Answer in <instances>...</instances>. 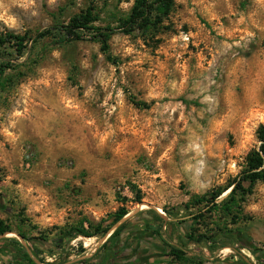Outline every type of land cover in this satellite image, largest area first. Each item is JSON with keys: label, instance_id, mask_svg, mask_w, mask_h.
Wrapping results in <instances>:
<instances>
[{"label": "rangeland", "instance_id": "obj_1", "mask_svg": "<svg viewBox=\"0 0 264 264\" xmlns=\"http://www.w3.org/2000/svg\"><path fill=\"white\" fill-rule=\"evenodd\" d=\"M133 2L0 0V29L35 38L88 8L95 27H114ZM56 38L36 39L21 57L3 59L12 69L0 86V204L6 208L0 219L9 233L19 224L29 238H55V227L81 220L107 225L125 208L133 230H141L131 231L130 240L131 233L123 235L122 253H116L118 237L103 245L127 219L104 237H78L67 253L42 252L8 233L0 246L14 238L37 264L90 258L101 264L109 253L114 256L104 264H163L166 247L194 263L241 264L242 256L264 264L238 243L204 246L185 238L246 229L258 249L264 246L262 183L235 223L221 212L192 220L197 208L186 210L194 197L225 188L257 145L264 125V0H175L158 30L112 35L113 61L88 34L64 44ZM138 198L156 210L135 212ZM153 211L163 222L152 221ZM0 264L16 263L0 255Z\"/></svg>", "mask_w": 264, "mask_h": 264}, {"label": "trees", "instance_id": "obj_2", "mask_svg": "<svg viewBox=\"0 0 264 264\" xmlns=\"http://www.w3.org/2000/svg\"><path fill=\"white\" fill-rule=\"evenodd\" d=\"M174 5L175 0H134L128 14L121 18L116 26H106L103 28L93 25L96 18L92 14L93 10L88 8L83 13L73 16L68 24L41 31L36 34L35 38H28L26 35L19 36L0 29V86L2 85L5 70L9 68L12 69L9 63L3 62V59L12 55L21 57L31 41L36 42V39L57 37L56 43L64 44L70 41L82 40L85 35L88 34L91 39L100 44L101 51L106 55V59L108 61H113L112 57L108 54V42L112 35L116 33L130 35L136 32L146 34L150 31H156L169 17ZM256 142L257 145L253 147L245 157L244 167L225 188L218 189L215 192L205 194L201 197H194L186 206V210L197 208L195 213L190 214L192 215V220H197L204 214H211L213 212H221L222 215L226 218L229 217L234 223L239 220L242 205L246 201L247 196L252 194L254 185L256 183H262L264 185V125L259 126L256 131ZM225 193H227V195L225 198L221 199L220 197ZM2 199L3 197L0 195V200ZM137 202L141 203V199L138 198ZM0 209L4 210L6 208L0 204ZM128 213L129 212L125 208H120L118 212L112 216L111 223L107 225H103V222L93 224L87 220H81L73 226H65L64 228L55 227L54 230L58 232L55 238L43 237L41 234L29 238L24 228L19 224H17L15 233L22 240L30 243L34 248L40 246L42 252L53 253L59 250L62 253H67L71 241L78 237H104L110 231V226L122 220ZM152 213L154 214V219H152V221L155 222L159 220L163 222L159 214L155 211ZM129 219L132 218H127L124 224L113 231L111 236L104 243L103 248H106L112 240L118 237L120 239V244L116 253H122L124 251L128 242L121 240L122 236L126 233H131L129 235L130 238L127 237V240H130L134 235L131 231L141 230L139 227L137 230H133L134 228H132ZM149 221V218L141 220L143 225H147ZM12 231L13 230L0 219V236H6L7 233ZM185 238L192 243L204 246L217 243L220 245H234L238 243L240 244V248L246 249L253 255L257 263H264V246L262 249H258L246 229L241 231H223L218 229L209 236L205 234L195 235L189 233L185 234ZM2 242L3 244L0 246V255L8 262H14L16 264H37L30 258L28 253L24 250L23 245L16 239L11 238L10 240H6L3 238ZM246 242H249L251 246L246 245ZM109 250L112 252L113 247ZM112 254H115V252L113 251ZM110 256L113 257L114 255L109 253L103 259L102 263L104 264ZM240 258L242 259L241 264H252L250 260L242 256ZM90 259L71 264H91ZM171 260L175 262L191 261L190 259L186 260V254L182 250L174 247H166L162 252V258L158 260V262L164 264ZM191 262L194 263L193 261ZM205 262L206 260L204 258H198L194 264H204ZM42 263L43 262L40 261V264Z\"/></svg>", "mask_w": 264, "mask_h": 264}, {"label": "water", "instance_id": "obj_3", "mask_svg": "<svg viewBox=\"0 0 264 264\" xmlns=\"http://www.w3.org/2000/svg\"><path fill=\"white\" fill-rule=\"evenodd\" d=\"M142 207H147L149 209H153L156 210L154 206L150 205V204H145V203H139L138 204V208L135 210V212H137L138 210H140ZM131 217V214H128L127 216H125L122 220H120L117 224H122L127 218ZM9 235H15L14 233H8ZM2 237V236H0ZM18 237V236H17ZM20 239V241L22 242V239L20 237H18Z\"/></svg>", "mask_w": 264, "mask_h": 264}, {"label": "flooded vegetation", "instance_id": "obj_4", "mask_svg": "<svg viewBox=\"0 0 264 264\" xmlns=\"http://www.w3.org/2000/svg\"><path fill=\"white\" fill-rule=\"evenodd\" d=\"M0 203H2V200H0ZM0 210H2V209H0ZM131 262H129V264H134L136 261L134 260V261H132V260H130Z\"/></svg>", "mask_w": 264, "mask_h": 264}, {"label": "crops", "instance_id": "obj_5", "mask_svg": "<svg viewBox=\"0 0 264 264\" xmlns=\"http://www.w3.org/2000/svg\"><path fill=\"white\" fill-rule=\"evenodd\" d=\"M130 232V231H129ZM128 233L124 234V235H127ZM123 237V236H122ZM121 240H124V239H121Z\"/></svg>", "mask_w": 264, "mask_h": 264}]
</instances>
